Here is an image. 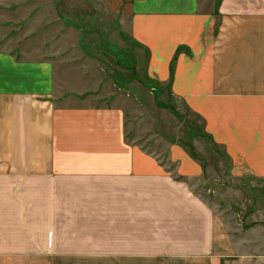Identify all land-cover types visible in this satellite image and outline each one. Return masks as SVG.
<instances>
[{
  "label": "rangeland",
  "instance_id": "rangeland-1",
  "mask_svg": "<svg viewBox=\"0 0 264 264\" xmlns=\"http://www.w3.org/2000/svg\"><path fill=\"white\" fill-rule=\"evenodd\" d=\"M221 2L202 0V5L218 11ZM144 9V0H0V51L53 62L60 106L122 111L125 144L154 154L166 171L190 165L192 174L176 172L175 179L214 210L226 211L231 217L225 225L238 239L256 238V252L264 253V177L246 171L211 127V116L162 78L165 65L154 60V43L146 45L142 38L147 24L163 20L138 14ZM161 35L150 34L165 51L170 39L163 44ZM187 55L194 52L189 48ZM72 127L66 119L60 133L67 139L61 140L67 164L76 157L81 160L72 166L82 170L125 164L128 153L116 152L110 134L81 137ZM103 180H73L67 206L56 205L54 198L41 206V184L35 188V182L16 190L21 202L0 209V264H158L163 255L134 254L137 237L124 235L120 221L105 220L106 198L120 201L123 190L110 191ZM147 193L166 200L162 215L177 208L175 199L181 197L170 185ZM125 197L133 196L126 191ZM58 218L65 220L54 221ZM162 234L168 238L170 231Z\"/></svg>",
  "mask_w": 264,
  "mask_h": 264
},
{
  "label": "crops",
  "instance_id": "crops-1",
  "mask_svg": "<svg viewBox=\"0 0 264 264\" xmlns=\"http://www.w3.org/2000/svg\"><path fill=\"white\" fill-rule=\"evenodd\" d=\"M144 2L146 9L138 14L167 20L147 24L142 38L146 45L154 43V60L161 58L165 65L162 78L170 79L176 92L211 116V127L240 157L246 171L264 177V0H222L218 11L208 12L202 0ZM156 31L162 33L157 38L163 44L170 39L165 51L150 36ZM189 48L192 58L187 55ZM57 77L51 61L22 60L15 53L0 51V209L21 202L14 192L30 182H35V188L41 184V206L52 198L56 205L67 206L66 190L73 180L76 184L104 179L110 191L123 190L120 201L106 198L110 208L105 210V220L120 221L124 235L137 237L134 254H161L158 264H264V253L256 252L253 235L238 239L225 225L231 217L226 211L214 210L190 186L175 179L176 172L191 173L190 165L166 171L154 154L126 145L122 111L60 106ZM66 119L76 136L110 134L116 152L128 153L125 164L82 170L81 165L72 166L80 157L67 164L61 144L67 139L60 135ZM162 185L181 193L175 199L178 207L163 210V215L166 200L147 193L161 190ZM126 191L133 197H125ZM165 229L170 231L168 238L162 234Z\"/></svg>",
  "mask_w": 264,
  "mask_h": 264
}]
</instances>
